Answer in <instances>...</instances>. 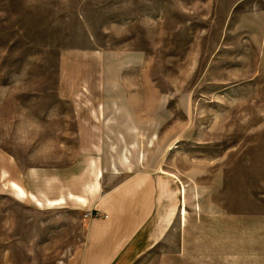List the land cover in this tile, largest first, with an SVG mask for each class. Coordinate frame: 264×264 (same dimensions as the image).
<instances>
[{"label": "rangeland", "instance_id": "1", "mask_svg": "<svg viewBox=\"0 0 264 264\" xmlns=\"http://www.w3.org/2000/svg\"><path fill=\"white\" fill-rule=\"evenodd\" d=\"M91 50L96 77L76 67ZM80 75L143 112L128 144L218 209L219 241L264 212V0H0V264H69L82 241L77 210L16 183L75 158L62 85Z\"/></svg>", "mask_w": 264, "mask_h": 264}, {"label": "crops", "instance_id": "2", "mask_svg": "<svg viewBox=\"0 0 264 264\" xmlns=\"http://www.w3.org/2000/svg\"><path fill=\"white\" fill-rule=\"evenodd\" d=\"M84 54L90 64L77 65L79 73L96 77L99 53ZM113 88L81 75L63 81L62 96L74 105L62 114L65 134L78 137L77 154L15 181L46 206L77 210L82 241L69 264H264V212L248 213L242 231L235 224L232 239L219 241L218 209L208 222L202 194L189 195L159 160L144 161L128 144L143 129V112L119 110L121 96L107 95Z\"/></svg>", "mask_w": 264, "mask_h": 264}, {"label": "bare ground", "instance_id": "3", "mask_svg": "<svg viewBox=\"0 0 264 264\" xmlns=\"http://www.w3.org/2000/svg\"><path fill=\"white\" fill-rule=\"evenodd\" d=\"M17 186V185H16ZM22 192H24L19 186H17ZM18 190V189H17ZM22 195H23V193H22Z\"/></svg>", "mask_w": 264, "mask_h": 264}]
</instances>
